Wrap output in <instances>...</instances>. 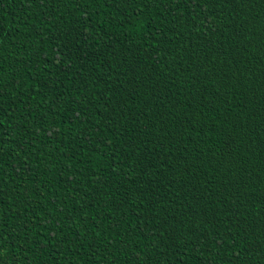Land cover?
Instances as JSON below:
<instances>
[{
	"label": "trees",
	"instance_id": "trees-1",
	"mask_svg": "<svg viewBox=\"0 0 264 264\" xmlns=\"http://www.w3.org/2000/svg\"><path fill=\"white\" fill-rule=\"evenodd\" d=\"M0 264H264V0H0Z\"/></svg>",
	"mask_w": 264,
	"mask_h": 264
}]
</instances>
